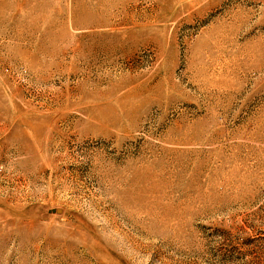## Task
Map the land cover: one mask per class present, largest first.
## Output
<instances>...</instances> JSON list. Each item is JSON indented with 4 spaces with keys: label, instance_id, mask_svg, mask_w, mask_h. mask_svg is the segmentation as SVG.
<instances>
[{
    "label": "rangeland",
    "instance_id": "rangeland-1",
    "mask_svg": "<svg viewBox=\"0 0 264 264\" xmlns=\"http://www.w3.org/2000/svg\"><path fill=\"white\" fill-rule=\"evenodd\" d=\"M0 264H264V0H0Z\"/></svg>",
    "mask_w": 264,
    "mask_h": 264
}]
</instances>
